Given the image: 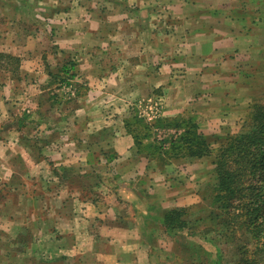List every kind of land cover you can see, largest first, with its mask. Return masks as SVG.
I'll list each match as a JSON object with an SVG mask.
<instances>
[{"label": "crops", "instance_id": "1", "mask_svg": "<svg viewBox=\"0 0 264 264\" xmlns=\"http://www.w3.org/2000/svg\"><path fill=\"white\" fill-rule=\"evenodd\" d=\"M263 27L264 0H0V52L21 62L0 86V264L169 255L163 214L198 202L205 169L172 141L240 120Z\"/></svg>", "mask_w": 264, "mask_h": 264}, {"label": "trees", "instance_id": "2", "mask_svg": "<svg viewBox=\"0 0 264 264\" xmlns=\"http://www.w3.org/2000/svg\"><path fill=\"white\" fill-rule=\"evenodd\" d=\"M0 56L6 59L7 64L15 60V67L9 69L17 70L19 57L4 52H0ZM248 125L243 131L227 136L216 149L212 147L210 137L198 131L195 124L186 125L178 140L172 141L175 154L190 158L209 157L216 150L213 158L216 183L212 202L221 211H211L208 219L213 221L212 227L215 228L217 219L221 218L223 228L230 230L225 213L233 211L235 222L242 228V233L251 232L257 242L253 255H246L249 252L246 243L241 245L240 249L245 251L244 256L230 264H264V102L258 100L252 104ZM188 214L189 209L185 207L166 209L163 214L165 226L171 231L183 230L192 220L188 219ZM251 215L254 216L252 221ZM203 219L196 217L193 222H203ZM198 251L207 250L197 244L191 264H202Z\"/></svg>", "mask_w": 264, "mask_h": 264}, {"label": "rangeland", "instance_id": "3", "mask_svg": "<svg viewBox=\"0 0 264 264\" xmlns=\"http://www.w3.org/2000/svg\"><path fill=\"white\" fill-rule=\"evenodd\" d=\"M5 61L6 59L0 56V86L8 84L6 81H11V83L14 84L17 82L16 79L20 76L18 71L21 62L19 63L16 73L13 74L15 71L9 70L7 68L15 67L16 61L14 60L11 62V64H7ZM29 66L30 68H34L35 64ZM259 66L258 68L256 66L257 71H259L257 73L258 75H254V78L251 80V86L253 89L251 92L252 99L249 102L245 113L242 112L243 115L241 116L240 120H237L235 126H227L229 129L220 133H215L220 137H216L214 135L212 137L209 136L213 148H218L221 145V141H223L227 136L243 131L244 127L247 128V126H249L248 124L250 121L252 104L258 100L259 102H264V64H261L260 67ZM51 69H53L55 71L54 73L57 74V68L53 67ZM7 70H9L11 73H8ZM63 79L64 78L58 80L57 78H54V76H51L48 84V86L51 88H46L47 93L44 94L46 98L50 99L51 103L53 100L57 101L60 97L54 86H59L60 84H63L64 87L67 86ZM32 96L36 97L37 100V95L35 96V94H33ZM18 97L19 95L14 96L12 101H22L21 98ZM50 108L46 109L47 112L45 111V116L50 115ZM214 152H216V150H213V154L209 157H205L203 162L205 168L204 174L201 176L202 180L197 181L198 202L194 203V201L191 199L187 202L189 205L180 206L182 208L185 207L186 209H189V214L187 217L188 219L192 220L189 221V224L184 227L183 230L181 229L179 232L171 231L169 243L166 242L164 244L167 248L172 247V250L169 255H167V253L158 254L157 264H191L190 260L192 259V254L195 252V246H197V244H201L203 248L207 250L205 252L198 251L201 259L200 262L202 264H230L236 260H239L245 254V251L240 249L241 245L244 243H246V249H249V252L246 255H253V253H255V247L257 246L255 237H253L252 233L249 231L242 233V228H240V226L235 222L233 211H231V213L230 211H226L225 213L226 219L229 220L230 223V230H225L223 228V225L221 224L223 220H221V218L217 219V226L215 228L212 227L213 221L211 222L208 219L211 211H221V209L217 208L218 205L212 202V198L215 193L213 189L216 183V172L214 170L215 165L213 164ZM187 179L189 182H192V180L189 178ZM189 182L184 183L189 186ZM238 211H241V209ZM196 217L205 219H203V222L201 221L194 223L193 220ZM253 219L254 216L251 215L250 221Z\"/></svg>", "mask_w": 264, "mask_h": 264}]
</instances>
